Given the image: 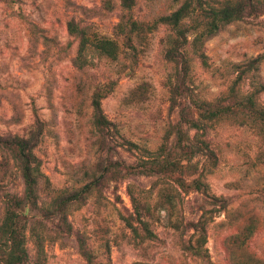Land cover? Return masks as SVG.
I'll list each match as a JSON object with an SVG mask.
<instances>
[{
  "label": "rangeland",
  "instance_id": "374dc122",
  "mask_svg": "<svg viewBox=\"0 0 264 264\" xmlns=\"http://www.w3.org/2000/svg\"><path fill=\"white\" fill-rule=\"evenodd\" d=\"M186 1L0 0V228L14 198L22 264H264V0H191L172 61L176 30L160 18ZM240 4L241 20L208 34L211 9ZM77 29L106 48L81 53ZM202 103L229 111L182 131L215 157L142 172L163 146L178 155L173 128L182 114L199 122ZM16 137L39 160L35 204L24 199Z\"/></svg>",
  "mask_w": 264,
  "mask_h": 264
},
{
  "label": "trees",
  "instance_id": "16d2710c",
  "mask_svg": "<svg viewBox=\"0 0 264 264\" xmlns=\"http://www.w3.org/2000/svg\"><path fill=\"white\" fill-rule=\"evenodd\" d=\"M243 8L244 5L240 4L238 6L229 5L222 9H211L207 14V28L208 34H216L222 26L229 24L236 20H241L243 18ZM193 10V5L191 0H187L178 10L171 13L168 16L160 18V22L172 26L175 31L174 37L170 41V47L167 51V57L169 60L176 61L181 58L180 49L185 46L187 42V32L186 27L182 25V22L189 17ZM73 32L75 29H71ZM77 32L82 36L81 42V53H83L88 46L93 44L100 50L106 48L108 42L95 41L90 39L86 35L85 30L77 29ZM167 58V59H168ZM105 98V95L96 94L93 106L96 113V124L101 127L103 124V114L101 108V101ZM199 111L200 119L197 121L190 120L182 114V120L180 123L174 126L173 130L178 136V143L176 147V152L178 155H171L170 151L168 152L167 147L163 146L159 151L158 155L148 159L145 158L142 160V163L139 165V169L147 175H154L156 172L165 173H175L181 167L182 160H191L193 157L199 154H207L209 158H214V152L210 149V144L205 142L203 139L194 138L192 143L188 144L189 137L185 139L184 133L182 131V123L190 124L192 128L200 129L201 120H213L221 117L223 114H226L229 111V108L219 106L213 108L211 104H197L195 106ZM187 140V142H186ZM0 143H5L0 138ZM7 145V143H5ZM13 152L15 157L20 162L21 172L23 175L25 183V195L24 199L28 204H35L38 199L37 192L39 190V182L41 176V170L39 167V160L35 156L32 150V145L28 140L23 138L14 139V145H12ZM215 163V162H214ZM142 164V165H141ZM216 164V163H215ZM183 186V183H182ZM74 195L72 198L76 199ZM15 199L12 198L8 201V209L6 216L4 217V222L0 228V240L3 241V244L6 246L3 251L0 252V261L3 264H22L28 259V253L24 248L25 240L22 237V234L19 229V214L15 209ZM19 204V202H18ZM18 206V205H17ZM16 206V207H17ZM137 214L142 217V213L139 209L136 210ZM139 222L146 224L144 221ZM128 226L137 234V228L134 226L133 222L126 220ZM207 224L199 220L195 225L194 229L199 235L197 243L200 245V255L201 252L204 254L208 252L205 248L207 243ZM149 234H152L149 228L146 229ZM202 256V255H201ZM237 264V263H236Z\"/></svg>",
  "mask_w": 264,
  "mask_h": 264
}]
</instances>
